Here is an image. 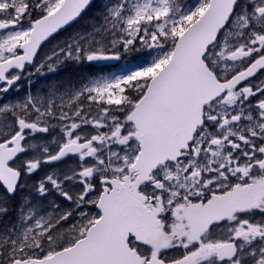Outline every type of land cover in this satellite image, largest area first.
I'll use <instances>...</instances> for the list:
<instances>
[{
    "label": "snow or ice",
    "instance_id": "snow-or-ice-1",
    "mask_svg": "<svg viewBox=\"0 0 264 264\" xmlns=\"http://www.w3.org/2000/svg\"><path fill=\"white\" fill-rule=\"evenodd\" d=\"M5 218L0 264H264V0H0Z\"/></svg>",
    "mask_w": 264,
    "mask_h": 264
},
{
    "label": "trees",
    "instance_id": "trees-1",
    "mask_svg": "<svg viewBox=\"0 0 264 264\" xmlns=\"http://www.w3.org/2000/svg\"><path fill=\"white\" fill-rule=\"evenodd\" d=\"M66 33L67 32L63 33L59 38H61L62 36L65 38ZM124 59L128 64L140 65L144 62L143 56L140 53L129 54L128 56H125ZM88 76H90L88 67L85 66L74 67L72 65H67L61 68L60 70H58V74L55 75V79H56L55 85L60 88H64L66 86H69L70 83L77 84L78 82H80V80L87 78Z\"/></svg>",
    "mask_w": 264,
    "mask_h": 264
},
{
    "label": "flooded vegetation",
    "instance_id": "flooded-vegetation-1",
    "mask_svg": "<svg viewBox=\"0 0 264 264\" xmlns=\"http://www.w3.org/2000/svg\"><path fill=\"white\" fill-rule=\"evenodd\" d=\"M54 82V81H53ZM21 85H23V83H21ZM10 218V217H9ZM9 218H5L4 220H3V223H2V226H3V224L7 221V219H9Z\"/></svg>",
    "mask_w": 264,
    "mask_h": 264
},
{
    "label": "rangeland",
    "instance_id": "rangeland-1",
    "mask_svg": "<svg viewBox=\"0 0 264 264\" xmlns=\"http://www.w3.org/2000/svg\"><path fill=\"white\" fill-rule=\"evenodd\" d=\"M77 28H78V27H77ZM77 28H76V29H77ZM76 29H75V30H76ZM56 43H57V42H55V43H54V45H55ZM121 70H124V68H123V69H121ZM127 70H128V68H127ZM118 71H119V70H118Z\"/></svg>",
    "mask_w": 264,
    "mask_h": 264
},
{
    "label": "water",
    "instance_id": "water-1",
    "mask_svg": "<svg viewBox=\"0 0 264 264\" xmlns=\"http://www.w3.org/2000/svg\"><path fill=\"white\" fill-rule=\"evenodd\" d=\"M39 51V50H38Z\"/></svg>",
    "mask_w": 264,
    "mask_h": 264
}]
</instances>
